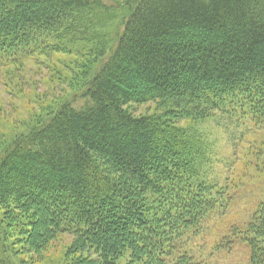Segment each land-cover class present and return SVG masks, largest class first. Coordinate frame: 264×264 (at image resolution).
<instances>
[{"label": "trees", "instance_id": "1", "mask_svg": "<svg viewBox=\"0 0 264 264\" xmlns=\"http://www.w3.org/2000/svg\"><path fill=\"white\" fill-rule=\"evenodd\" d=\"M263 19L264 0H0V87H33L38 111L0 144V264L42 262L64 237L60 264H201L187 245L231 197L200 126L264 123ZM43 67L70 72V97L22 82ZM233 240L264 264V192L219 249Z\"/></svg>", "mask_w": 264, "mask_h": 264}, {"label": "rangeland", "instance_id": "2", "mask_svg": "<svg viewBox=\"0 0 264 264\" xmlns=\"http://www.w3.org/2000/svg\"><path fill=\"white\" fill-rule=\"evenodd\" d=\"M108 38L113 34V27L107 28ZM112 36V35H111ZM111 36L108 38L110 40ZM70 59L68 60V62ZM57 72L62 73V70ZM64 74L59 79L63 81ZM69 85L71 84V74L67 73ZM28 79V81H27ZM58 76L51 73L48 69L42 68L41 72L35 75H27L22 82L27 85L28 82H36L35 92L45 97L47 102L60 101L70 97L73 92L69 85L60 84L57 81ZM50 81V84H47ZM26 94L14 100H11L7 93L2 92L0 87V141L1 147L11 140L18 133H21L24 125L29 121L32 113H38L37 108H27V102L33 100V87H26ZM45 94V95H44ZM135 115L149 114L153 111L151 104H145L139 107H131ZM202 134L205 135L206 143L210 150L208 155L214 160L212 170L213 178L219 185H225L230 199V206L224 213L216 212L206 222L205 229L197 237L188 243V250L196 256L201 264H246L248 258L247 248L237 240H233L231 249L225 251L219 249V246L227 245L226 240L230 239V232L234 229H242L250 220L255 205L261 200L264 192V153L261 155V162H254V159L248 158V150L255 151L251 147L252 142L263 149L264 144V123H261L256 116L245 112L242 116H234V119L228 121L225 116L202 124ZM23 131V130H22ZM250 146V147H249ZM234 177V178H233ZM233 178V179H232ZM237 178L243 180L239 188ZM232 182V186H231ZM14 239V238H12ZM11 242V240H9ZM8 242V243H9ZM70 239L62 238L55 243L53 247L44 254L42 262H36L35 256L30 253L17 254L15 257L11 253L9 256L15 260V264H60L65 260V248ZM17 245L15 246V248Z\"/></svg>", "mask_w": 264, "mask_h": 264}, {"label": "bare ground", "instance_id": "3", "mask_svg": "<svg viewBox=\"0 0 264 264\" xmlns=\"http://www.w3.org/2000/svg\"><path fill=\"white\" fill-rule=\"evenodd\" d=\"M264 20V19H263Z\"/></svg>", "mask_w": 264, "mask_h": 264}]
</instances>
